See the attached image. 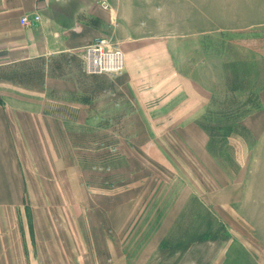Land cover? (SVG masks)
I'll return each instance as SVG.
<instances>
[{
    "label": "rangeland",
    "instance_id": "374dc122",
    "mask_svg": "<svg viewBox=\"0 0 264 264\" xmlns=\"http://www.w3.org/2000/svg\"><path fill=\"white\" fill-rule=\"evenodd\" d=\"M155 7L138 21L160 33L156 42L185 39L190 49L199 41L190 58L198 64L185 67L188 89L202 99L199 179L173 158L167 131L138 130L142 116L107 103L88 127L59 124L53 152L33 163L45 177L22 179L20 194L0 178V264H29L24 252L32 257L35 243L42 253L54 237L60 244V230L89 224L105 231L101 264H264V0H155ZM123 70L90 75L109 84ZM179 203L182 210L168 211Z\"/></svg>",
    "mask_w": 264,
    "mask_h": 264
},
{
    "label": "crops",
    "instance_id": "0c3cea01",
    "mask_svg": "<svg viewBox=\"0 0 264 264\" xmlns=\"http://www.w3.org/2000/svg\"><path fill=\"white\" fill-rule=\"evenodd\" d=\"M157 11L155 0H0V178L9 180L10 193L15 188L20 194L22 179L45 177L33 163L37 155L47 156V148L53 152L59 124L61 129L67 123L70 129L73 123L88 127L91 115L105 113L107 103L117 114L142 116L145 126L138 130L167 131L168 149L177 155L173 158L185 160V171L199 179L196 171L207 143L198 122L202 99L188 89L185 71L198 64L190 58L199 51V41L194 38L190 49L185 39L156 42L153 36L160 33L138 20L151 19ZM37 14L39 20L21 22L23 15ZM102 36L118 42L125 55L123 72L109 78V84L105 76L90 75L82 67L85 46ZM247 125L261 131L250 121ZM191 147L197 148L192 154ZM127 192L130 203L137 200L132 187ZM183 203L168 211L182 210ZM141 204L133 210H142ZM95 232L90 224L87 230L62 229L66 236L60 235V244L52 237L42 253L35 243L32 257L27 250L24 256L29 264H101L105 257L98 242L106 235L104 228L101 236ZM85 240L96 246L82 244Z\"/></svg>",
    "mask_w": 264,
    "mask_h": 264
},
{
    "label": "built area",
    "instance_id": "2783aa9c",
    "mask_svg": "<svg viewBox=\"0 0 264 264\" xmlns=\"http://www.w3.org/2000/svg\"><path fill=\"white\" fill-rule=\"evenodd\" d=\"M39 19L38 14L32 18L23 15L21 22L28 24ZM81 58L83 70L88 74L116 73L125 66L123 51L111 38L105 36L85 46Z\"/></svg>",
    "mask_w": 264,
    "mask_h": 264
}]
</instances>
